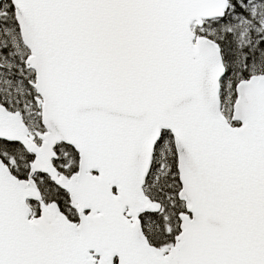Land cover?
Here are the masks:
<instances>
[{
  "label": "snow or ice",
  "instance_id": "snow-or-ice-1",
  "mask_svg": "<svg viewBox=\"0 0 264 264\" xmlns=\"http://www.w3.org/2000/svg\"><path fill=\"white\" fill-rule=\"evenodd\" d=\"M0 264H264V0H0Z\"/></svg>",
  "mask_w": 264,
  "mask_h": 264
}]
</instances>
